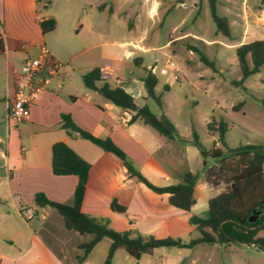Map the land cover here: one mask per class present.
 I'll return each mask as SVG.
<instances>
[{
  "label": "crops",
  "instance_id": "obj_1",
  "mask_svg": "<svg viewBox=\"0 0 264 264\" xmlns=\"http://www.w3.org/2000/svg\"><path fill=\"white\" fill-rule=\"evenodd\" d=\"M99 6L105 7L106 3L103 1ZM47 17L51 16L40 13L39 0H0V144L5 141V148L0 149V264H103L105 260L108 238L98 241L83 257L79 244L88 236L67 230L56 210L35 203L38 192L58 203L71 200L77 177L52 172L51 147L59 141L90 164L81 203L83 213L107 218L109 227L116 231L134 229L156 238H177L184 244L166 247L167 250L156 247L138 259L118 248L110 264H178L180 256H172V248L180 254L182 250L189 251L206 243H192L200 233L188 219L192 214L197 215L195 209L200 201L208 202L210 198L206 195L211 186L204 179L203 162L207 167L215 163L207 164V154L203 155L192 139L167 137L139 118L131 121L133 111L121 110L83 85L82 75L98 67L106 82L112 80V84L108 82L110 85L122 87L121 72L127 66H141L143 61L133 60L130 65L114 50L105 48L87 52L116 43L118 47H134L137 43L102 40L105 34L99 27L88 23L84 28L79 22V28L73 26V32L79 35L84 28L90 40L79 39L81 49L72 52L56 51L47 46V33L43 34L39 25ZM248 25L245 21L243 30H248ZM40 44L64 65L31 102L29 119L13 123L6 119V112L15 71L24 60L38 55ZM133 54L132 50H125L124 58L129 59ZM62 114L69 115L77 127L94 136L110 138L156 186L179 183L185 171L197 173L195 204L189 211L171 205L168 193L155 192L129 176L114 153L77 134L69 135L61 127ZM112 201L124 206L125 211L112 210ZM26 209L33 211L31 218L25 217ZM195 232L199 234L195 236ZM122 249L125 254H121Z\"/></svg>",
  "mask_w": 264,
  "mask_h": 264
},
{
  "label": "rangeland",
  "instance_id": "obj_2",
  "mask_svg": "<svg viewBox=\"0 0 264 264\" xmlns=\"http://www.w3.org/2000/svg\"><path fill=\"white\" fill-rule=\"evenodd\" d=\"M103 1L106 6L100 7ZM217 2V13L229 19V38L216 34L208 0H39V9L42 16L56 21L55 29L46 34L47 46L56 51L72 52L81 45L79 39L89 41L84 29L88 23L105 34L102 40L137 43L134 47H118L116 43L87 53L105 48L114 50L130 65L134 59L143 61L141 66H127L121 72V85L135 96L138 105L146 104L154 114H164L173 123L177 138L186 141L195 133L208 152L214 147L226 152L225 146L247 144L264 150V66L239 83L242 75L235 53L236 46L243 42L264 40V2ZM245 21L249 23L246 31ZM79 22L84 28L75 35L72 28H79ZM68 42L75 45L68 46ZM125 50L134 54L124 58ZM201 56L212 65L204 63ZM167 58L178 64L179 79L173 78L171 69L166 74L159 72ZM151 66H155L157 78L155 97L148 95L143 81ZM218 122L225 124V146L218 139ZM2 148L5 141L0 144ZM206 159L208 165L217 161L209 155ZM262 168L264 173V163ZM220 185L208 188L206 195L219 193L224 183ZM207 207V200L200 201L195 213L203 215ZM257 235L264 236V229ZM171 250L172 256H180L178 264H264V249L244 243H202L180 254L176 248ZM121 252L125 254L123 249Z\"/></svg>",
  "mask_w": 264,
  "mask_h": 264
},
{
  "label": "trees",
  "instance_id": "obj_3",
  "mask_svg": "<svg viewBox=\"0 0 264 264\" xmlns=\"http://www.w3.org/2000/svg\"><path fill=\"white\" fill-rule=\"evenodd\" d=\"M264 2V0H261ZM211 20L215 24L216 34L226 38L231 36L228 18L217 13V0H208ZM43 34L54 30L56 21L53 17L43 18L39 21ZM1 50V45H0ZM237 66L241 71L242 80L257 72L264 66V40H252L243 42L235 48ZM139 59H134L137 62ZM201 60L207 65L211 62L201 56ZM138 63V62H137ZM144 85L149 96L155 97L154 87L157 78L150 69L143 77ZM83 85L98 92L104 99L111 102L121 110L133 111L131 121L139 118L145 124L150 125L160 134L167 137H177L173 123L164 115H156L150 111L146 104L138 106L134 96L121 86H112L106 82L98 67H93L82 75ZM238 83V82H236ZM234 107V106H233ZM218 139L222 145L223 134L226 131L223 122H218ZM61 127L69 135L77 134L99 146L105 151L114 153L122 162L129 176L136 177L146 186L158 193H168L169 203L177 208L189 211L195 204L193 195L194 185L198 178L197 173L185 171L177 184L156 186L149 182L144 175L135 167L132 160L108 137L101 138L86 132L75 125L69 115H61ZM212 124L208 123L210 129ZM202 154H207L217 161L212 166L203 165L204 179L214 188L222 187L216 195L208 199V207L203 215L192 214L189 216V224L199 231L200 237L196 242L206 243H254V247L264 249V236H258L260 229H264V213L260 214L253 222L248 217L254 210L264 206V150L257 146L241 145L233 148L227 147L226 152L214 147L210 152L201 145L198 137L193 133L191 140ZM51 167L55 175H75V185L71 200L66 203H58L49 200L43 193L38 192L34 196L35 203L40 206H49L61 216L67 230L87 235L88 238L79 244L83 257L89 253L93 246L103 238H108L110 244L103 264H110L111 258L118 248L138 259L142 254L149 253L156 247L183 246L177 238H156L153 235L142 234L134 229L116 231L109 227L107 218H95L81 211V203L85 193L90 164L79 156L71 147L64 142H55L51 147ZM217 179V180H215ZM112 210L124 212L125 207L112 201ZM262 224L261 226H259Z\"/></svg>",
  "mask_w": 264,
  "mask_h": 264
},
{
  "label": "built area",
  "instance_id": "obj_4",
  "mask_svg": "<svg viewBox=\"0 0 264 264\" xmlns=\"http://www.w3.org/2000/svg\"><path fill=\"white\" fill-rule=\"evenodd\" d=\"M38 55L23 61L15 71L12 97L7 105L6 119L13 123L27 121L30 104L63 67V62L53 56L44 44L37 46ZM154 73L155 66L149 68ZM171 69L173 78L179 79L180 68L171 58H167L159 69L166 74ZM33 211L25 210V217L31 218Z\"/></svg>",
  "mask_w": 264,
  "mask_h": 264
},
{
  "label": "water",
  "instance_id": "obj_5",
  "mask_svg": "<svg viewBox=\"0 0 264 264\" xmlns=\"http://www.w3.org/2000/svg\"><path fill=\"white\" fill-rule=\"evenodd\" d=\"M262 213H264V206L262 207V206H260V208L258 209V210H254L251 214H250V216L248 217V221L249 222H253V221H255L256 219H257V217L260 215V214H262ZM264 223V221L262 222V224ZM262 224H260V225H262ZM259 225V226H260ZM244 244H249V245H254V243L253 242H251V243H244Z\"/></svg>",
  "mask_w": 264,
  "mask_h": 264
}]
</instances>
